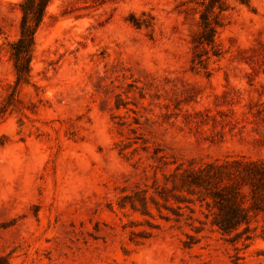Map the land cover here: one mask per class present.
I'll return each mask as SVG.
<instances>
[{"label":"rangeland","instance_id":"374dc122","mask_svg":"<svg viewBox=\"0 0 264 264\" xmlns=\"http://www.w3.org/2000/svg\"><path fill=\"white\" fill-rule=\"evenodd\" d=\"M20 1L0 0V264H264V0H224L212 45L205 0H50L28 69Z\"/></svg>","mask_w":264,"mask_h":264},{"label":"trees","instance_id":"16d2710c","mask_svg":"<svg viewBox=\"0 0 264 264\" xmlns=\"http://www.w3.org/2000/svg\"><path fill=\"white\" fill-rule=\"evenodd\" d=\"M50 0H22L19 2L21 17L19 21V36L11 43L13 47L12 55L15 62L21 61L25 57L23 66L29 68V49L34 43V34L40 25ZM224 0H205L204 10L200 13V31L198 42L202 45H212L216 33V12L223 9ZM256 171L262 172L260 177H264V168L256 167ZM246 209L235 205L228 208L224 219L217 222L218 226L224 230H230L238 225L242 220H246ZM237 216L241 218H236Z\"/></svg>","mask_w":264,"mask_h":264}]
</instances>
